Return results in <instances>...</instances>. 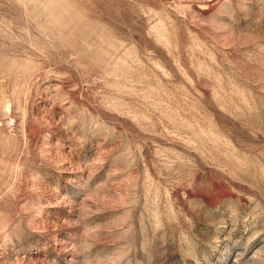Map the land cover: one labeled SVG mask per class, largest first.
<instances>
[{
	"label": "rangeland",
	"instance_id": "rangeland-1",
	"mask_svg": "<svg viewBox=\"0 0 264 264\" xmlns=\"http://www.w3.org/2000/svg\"><path fill=\"white\" fill-rule=\"evenodd\" d=\"M0 264H264V0H0Z\"/></svg>",
	"mask_w": 264,
	"mask_h": 264
}]
</instances>
